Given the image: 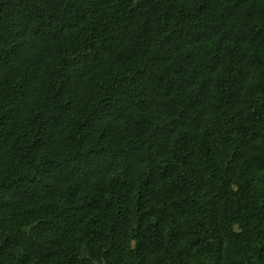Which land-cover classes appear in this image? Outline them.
I'll list each match as a JSON object with an SVG mask.
<instances>
[{"label":"trees","instance_id":"trees-1","mask_svg":"<svg viewBox=\"0 0 264 264\" xmlns=\"http://www.w3.org/2000/svg\"><path fill=\"white\" fill-rule=\"evenodd\" d=\"M0 264H264V0H0Z\"/></svg>","mask_w":264,"mask_h":264}]
</instances>
